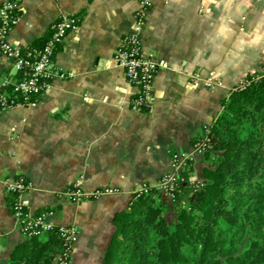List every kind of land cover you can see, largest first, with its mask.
Instances as JSON below:
<instances>
[{"label": "crops", "instance_id": "obj_1", "mask_svg": "<svg viewBox=\"0 0 264 264\" xmlns=\"http://www.w3.org/2000/svg\"><path fill=\"white\" fill-rule=\"evenodd\" d=\"M139 1L21 0L9 38L14 46H39L62 14L75 15L79 28L54 58L66 77L0 117V264H9L25 240L6 179L30 182L23 200L48 224L77 229L71 264H103L114 217L128 209L138 187L168 173L171 155L190 152L231 90L263 70L264 39L254 37H264V0H149L144 54L167 68L154 77L151 108L132 110L137 90L114 54ZM9 73L0 57V77ZM197 161L194 172L202 177ZM71 186L111 192L71 203L60 194Z\"/></svg>", "mask_w": 264, "mask_h": 264}, {"label": "trees", "instance_id": "obj_2", "mask_svg": "<svg viewBox=\"0 0 264 264\" xmlns=\"http://www.w3.org/2000/svg\"><path fill=\"white\" fill-rule=\"evenodd\" d=\"M221 105L207 131L205 183L195 192L185 185L191 163L169 206L154 203L155 189L134 194L114 217L103 264H264V72L247 75ZM58 247L53 233L25 238L9 264H53Z\"/></svg>", "mask_w": 264, "mask_h": 264}, {"label": "built area", "instance_id": "obj_3", "mask_svg": "<svg viewBox=\"0 0 264 264\" xmlns=\"http://www.w3.org/2000/svg\"><path fill=\"white\" fill-rule=\"evenodd\" d=\"M20 2L21 0H0V57L10 63V73L0 77V117L4 112L26 106L33 97L44 94L53 79L66 77L55 67L54 58L63 40L76 33L79 28V19L75 15L62 14L51 24L48 37L39 46H14L9 38L18 23ZM148 6L149 0L139 1V7L133 15L132 28L122 37L114 54L116 64L123 70L127 81L137 90L130 100L131 109L134 111L151 108L154 100V77L159 71L167 68L166 63H159L150 55L144 54L143 34ZM263 72L264 67L260 73ZM207 85H211L210 80ZM208 142L205 136L192 144L190 152H174L170 159V171L154 185H141L135 194H147L150 189H155L173 200L177 187L183 181L180 172L189 168L196 156L210 150ZM4 184L6 192L15 195L12 216L17 222L19 233L24 238H44L49 233L55 234L59 242L55 264H71L78 236L77 229L63 225L54 227L46 222L45 213L30 211L23 196L31 189V184L24 177L6 179ZM185 185L195 192L203 183L190 179ZM110 192L108 189H98L88 194L77 186H71L60 194L71 203H81L98 199Z\"/></svg>", "mask_w": 264, "mask_h": 264}, {"label": "rangeland", "instance_id": "obj_4", "mask_svg": "<svg viewBox=\"0 0 264 264\" xmlns=\"http://www.w3.org/2000/svg\"><path fill=\"white\" fill-rule=\"evenodd\" d=\"M203 157H204V153H202L201 155H199V156H196L195 157V159H194V161H193V168H194V165H195V163L196 162H198L197 160H199V162H200V164L201 165H199V169L200 168H202V165H204V162H203ZM191 179H195V180H198V181H200V182H204L203 181V178L202 177H199L197 174H196V172H194L193 171V174H192V177H191ZM189 188V187H188ZM159 194L158 195H154L153 196V201H154V203H160L161 201H164V202H166L167 204H168V206H169V204H171V203H173V200L172 199H170V198H168L167 196H164L163 194H161L160 192H158ZM59 248V247H58ZM58 248H57V250H58ZM57 250H56V254H57ZM53 264H55V262L53 263Z\"/></svg>", "mask_w": 264, "mask_h": 264}, {"label": "clouds", "instance_id": "obj_5", "mask_svg": "<svg viewBox=\"0 0 264 264\" xmlns=\"http://www.w3.org/2000/svg\"><path fill=\"white\" fill-rule=\"evenodd\" d=\"M254 39L259 40V39H264V37H254Z\"/></svg>", "mask_w": 264, "mask_h": 264}, {"label": "water", "instance_id": "obj_6", "mask_svg": "<svg viewBox=\"0 0 264 264\" xmlns=\"http://www.w3.org/2000/svg\"><path fill=\"white\" fill-rule=\"evenodd\" d=\"M205 183V182H204Z\"/></svg>", "mask_w": 264, "mask_h": 264}]
</instances>
